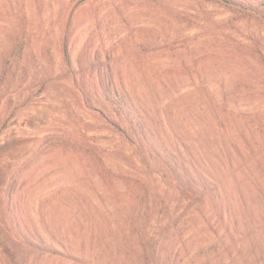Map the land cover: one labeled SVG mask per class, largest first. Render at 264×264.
Wrapping results in <instances>:
<instances>
[{
	"label": "rangeland",
	"instance_id": "374dc122",
	"mask_svg": "<svg viewBox=\"0 0 264 264\" xmlns=\"http://www.w3.org/2000/svg\"><path fill=\"white\" fill-rule=\"evenodd\" d=\"M206 173L221 228L210 197L204 219L187 210ZM261 251L264 0H0V264H264Z\"/></svg>",
	"mask_w": 264,
	"mask_h": 264
},
{
	"label": "trees",
	"instance_id": "16d2710c",
	"mask_svg": "<svg viewBox=\"0 0 264 264\" xmlns=\"http://www.w3.org/2000/svg\"><path fill=\"white\" fill-rule=\"evenodd\" d=\"M65 56L68 59L69 58V52L67 47H65L64 50ZM110 92H113L114 96L118 97L119 102L118 105L120 107V110L125 113L126 115L131 117L132 123L135 124V126L139 129L140 133L142 135L147 134V126L144 124L143 118L140 116L138 110L135 108V106L132 104L131 100L125 96H122L121 94L118 93V91L115 90V88H109ZM230 165V163H229ZM231 167V165H230ZM246 168V166H244ZM239 170V168H235L234 171ZM191 180V179H190ZM200 183L195 184L192 183L191 185H188L187 192L191 196L190 199H192L191 204L187 207V210L189 209V212L192 213V216L196 213H199L200 216L204 219L205 218V210H204V202L205 199L207 198L206 196L210 197L212 200V203H214V211L211 213L212 218H207L209 222H213L212 226L216 228H221L224 226L227 217L228 216V206L226 207V211L221 204L219 198H220V193H221V185L222 183L215 178H213L209 173H206V176H201L199 178ZM233 180H237V172L233 176ZM243 194L241 193V196ZM193 205H196L193 207ZM225 206V205H224ZM191 218V217H190ZM247 224V219L245 220L242 219L240 222L239 220L234 221L233 226H226V231L230 234V236L233 238V236H236L235 234L239 233V228ZM175 248V247H174ZM155 251H157V248L155 247ZM261 254L257 257L256 255V262L260 263V260L264 259V252H260ZM179 255V250L177 254L172 255L170 257V261H175L177 256ZM188 256V253H187ZM193 258V256H190ZM191 264L194 263V259H191L190 261Z\"/></svg>",
	"mask_w": 264,
	"mask_h": 264
}]
</instances>
